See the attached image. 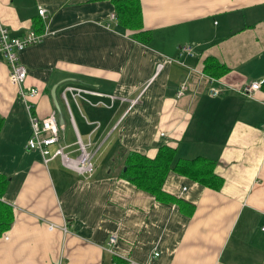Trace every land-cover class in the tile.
<instances>
[{"label": "crops", "instance_id": "0c3cea01", "mask_svg": "<svg viewBox=\"0 0 264 264\" xmlns=\"http://www.w3.org/2000/svg\"><path fill=\"white\" fill-rule=\"evenodd\" d=\"M141 5L147 45L122 29L110 1L0 0V24L12 35H45L21 53L26 86L40 91L32 115L59 120L51 91L60 84L62 144L76 142L73 119L98 158L86 179L28 150L30 113L0 55V175L15 216L0 238V264H264V88L252 98L238 92L264 80V0ZM68 86L102 94L87 96L94 104L111 106L107 95L125 102L76 103ZM164 146L175 161L214 162L222 187L172 171L162 202L123 176L130 153L155 159Z\"/></svg>", "mask_w": 264, "mask_h": 264}, {"label": "built area", "instance_id": "2783aa9c", "mask_svg": "<svg viewBox=\"0 0 264 264\" xmlns=\"http://www.w3.org/2000/svg\"><path fill=\"white\" fill-rule=\"evenodd\" d=\"M46 9L43 7L38 8V14L42 18H46ZM45 35L38 34L34 31H30L24 36L12 35L10 29L3 24H0V55H3L7 61L9 67V80L10 83L16 87L19 97L26 103L28 112L30 113V122L32 126V136L27 142V148L31 151H38L43 158L45 165L56 160L61 159L62 165L69 171L74 172L86 179L91 178L96 172V165L94 158L96 152L93 149L91 141L85 142L80 136L74 120L72 119V125L74 126L76 133V142L73 145H63V134L65 132V126L59 124L58 116L56 112H53L46 118H40L32 115V105L30 99L35 98L39 95L40 91L37 88H28L26 86L27 80V68L21 61V53L29 46L35 45L41 42ZM180 53H187L193 55L191 47H181ZM171 59L159 63L157 66V73H160L166 66L167 63H172ZM210 81L214 79L209 78ZM264 80L254 82L250 85H245L238 89V92L245 97L252 98L261 89ZM187 90V87L182 86L181 91L178 93V97H182ZM66 92L70 93L76 103L80 100H84L92 106H106L111 108L115 100L125 99L116 97L114 95H107L111 100V106L99 102L98 104L92 103L87 96H103L100 93L90 91L80 87L68 86ZM214 95L218 94L217 90H212ZM99 128L100 123H89ZM56 147L53 151L52 148ZM74 147V148H73ZM71 148V149H70ZM70 149V150H69ZM53 228V227H51ZM264 231V227H263ZM116 237H111L110 240V252L115 255L114 244H116ZM158 255V254H156Z\"/></svg>", "mask_w": 264, "mask_h": 264}, {"label": "trees", "instance_id": "16d2710c", "mask_svg": "<svg viewBox=\"0 0 264 264\" xmlns=\"http://www.w3.org/2000/svg\"><path fill=\"white\" fill-rule=\"evenodd\" d=\"M91 1H110L115 9L117 23L122 29L131 32L140 43L147 45L151 42V32L144 30L141 0ZM212 63L214 60L208 59L205 67L211 75L214 70ZM226 71L227 69L220 70L221 74H216V78L223 76ZM262 88H264V83ZM175 155L176 150L166 146L160 149L155 159L130 153L126 160L127 171L123 176L137 188L154 195L162 202L169 199L162 188L165 179L172 171L194 179L209 188L219 190L222 187V179L214 174V162L203 158L175 161ZM8 184L9 179L0 175V238L11 230L15 222L13 207L3 201Z\"/></svg>", "mask_w": 264, "mask_h": 264}, {"label": "water", "instance_id": "95a60500", "mask_svg": "<svg viewBox=\"0 0 264 264\" xmlns=\"http://www.w3.org/2000/svg\"><path fill=\"white\" fill-rule=\"evenodd\" d=\"M59 85H60V84H59ZM59 85H55V86L52 88L51 95H52V98H53V100H54L56 110L58 111V115H59V124L65 126V124H66V120H65V118H64V115H63V113H62V110H61L60 105H59V103H58V101H57V98H56V89H57V87H58Z\"/></svg>", "mask_w": 264, "mask_h": 264}, {"label": "rangeland", "instance_id": "374dc122", "mask_svg": "<svg viewBox=\"0 0 264 264\" xmlns=\"http://www.w3.org/2000/svg\"><path fill=\"white\" fill-rule=\"evenodd\" d=\"M75 117H76V120L77 121H79L80 120V118H81V116L78 114V113H76V110H75ZM54 148H55V150H56V147H53V151H55L54 150ZM98 153V152H97ZM97 155V154H96ZM96 155H95V158H94V162H96V160L98 159V158H96ZM57 160H58V162L60 163L61 162V159L60 158H57ZM62 164V163H61Z\"/></svg>", "mask_w": 264, "mask_h": 264}]
</instances>
